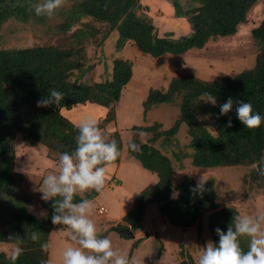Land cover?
I'll return each instance as SVG.
<instances>
[{
  "label": "trees",
  "instance_id": "obj_1",
  "mask_svg": "<svg viewBox=\"0 0 264 264\" xmlns=\"http://www.w3.org/2000/svg\"><path fill=\"white\" fill-rule=\"evenodd\" d=\"M195 1L200 6L191 12L192 32L178 39L158 35L148 17L134 14L131 8L136 0H79L69 12L61 13L58 9L56 13L66 16L61 31H71L70 35L75 41L79 42L82 37L96 30L87 23L85 28L71 30L83 18L90 17L112 24L120 31L123 40H132L144 52L161 57L166 54H183L193 48L205 46L211 38L233 35L237 32L238 25L246 20L247 11L259 0ZM31 2L32 0H0V26L11 18L24 21L33 17L40 21L48 18L37 16ZM175 8L179 15L188 13L180 3H175ZM253 36L264 44V20L259 27L253 29ZM70 54H73L72 51H61L55 44H35L18 49L0 47V242L13 243L23 249L16 264H41L42 260L50 262L53 256L50 252V237L52 228L55 227L51 220L53 209L50 201L45 202L47 213L40 216L29 209L30 196L26 191L21 193V199L14 196L15 188H20L24 180L23 175L16 170L20 150L25 147L29 154L31 151L34 153L45 149L49 157H53L54 152L59 153V156L64 152H73L78 130L74 127L76 123L64 114V109L90 102L103 110L108 109L104 120L98 123L102 133L110 136L106 140L115 142L120 152L119 157L111 164L125 161V156H128L130 161H139L144 169L157 177L155 184L146 186L135 197L133 208L123 217L126 220L123 227L130 225L133 231L142 228L146 207L157 203L163 221L179 228L196 226L199 235L207 228L211 241L218 243L219 236L215 229L227 231L234 215H239L238 211L233 207L220 208L213 179L203 184L202 194L198 192L195 195L192 189L197 182L193 177L185 175L176 183L175 165L181 163L180 166L184 168L183 160L190 159L192 165L206 169L224 166L253 167L258 163L263 167L264 122L259 128L250 130L237 119L235 104L233 111L227 116L220 115L219 105L226 102L228 97H232L234 103L236 100H245L253 105L254 112L264 117V49L256 66L238 75L211 81L195 75H180L174 78L166 91L151 89L141 109L145 121L154 108L176 99L181 101V117L166 130H162L161 124L158 126L157 122L151 125L133 124L123 128V134L115 131L117 136L113 131L108 132L105 127L114 119L113 111L116 114L117 108L115 103L121 100L122 87L131 79L130 65L124 59H117L112 81L87 85L71 82L69 76L72 61L66 60ZM51 88L64 93L61 107H37V101L46 96ZM204 93L216 96L217 106L202 101ZM42 117L46 118V123L43 129H39ZM132 118L130 114L128 120ZM229 118L232 120V127H226ZM183 124L188 126V135L191 137L186 144H182L176 136ZM147 133L152 134L149 144L143 143L140 151H132L130 143L139 142L137 140ZM160 138L162 150L154 145ZM97 194L92 190L85 199H91ZM80 200L81 197L76 195L73 202ZM33 232L39 234V241L31 240ZM142 240L143 238L136 239L132 247L135 248ZM158 241L163 248V242L159 238ZM42 243L49 245L47 252L42 251ZM240 243L242 249L247 251L249 241L244 242L241 238ZM9 256L6 251L0 250V264H11ZM197 262L188 254L187 259L179 264Z\"/></svg>",
  "mask_w": 264,
  "mask_h": 264
},
{
  "label": "rangeland",
  "instance_id": "obj_2",
  "mask_svg": "<svg viewBox=\"0 0 264 264\" xmlns=\"http://www.w3.org/2000/svg\"><path fill=\"white\" fill-rule=\"evenodd\" d=\"M78 1L65 0L63 7L59 10L61 13L69 12ZM39 2L43 0H32L31 6L34 7ZM175 3H180L182 9L188 13L177 14ZM198 6L200 5L195 0H136L131 11L138 16L148 17L158 35L178 39L191 34V12ZM61 13H56L44 21L33 17L28 21L11 18L3 22L0 26V47L18 49L35 44H55L61 51H72L73 54L67 55L66 58L72 61L69 78L71 82L87 85L112 81L115 61L126 60L131 67L132 75L130 81L122 87L120 102L115 103L117 107L116 114L113 111L115 117L105 127L108 132L119 131L123 134V128L133 124L151 125L156 122L159 123L158 126L161 124L162 130H166L181 117V101L176 99L174 102L160 104L148 113L147 121H145L141 109L151 89L166 91L174 78L180 75H195L206 81L238 75L246 69L255 67L264 49V44L253 36V29L259 27L264 20V0H259L247 11L246 20L238 25V30L233 35L211 38L201 48H193L179 55L166 54L165 57H154L144 52L136 42L123 40L120 31L112 24L99 22L90 17L83 18L81 23L76 24L71 30L84 27L85 23L96 30L82 37L79 42L75 41L70 35L71 31H61V26H64L63 23L66 20V16ZM107 110H103L101 116L95 119L104 120ZM78 111L77 106H73L71 109H64V114L75 123H79L80 121L75 120V114ZM130 114L133 118L128 120ZM91 116L92 114L89 113L88 118H93ZM45 121L46 118L42 117L39 129H43ZM188 129V126L183 124L176 134L182 144L189 143L191 140ZM115 136H117L116 132ZM151 136V133L143 134L137 141L141 144L146 142L149 144L148 140ZM108 137L110 136L105 134V139ZM162 144V138H160L154 145L162 150ZM20 152V160L16 161V170L23 175L24 180L20 188H15L14 196L16 199H21V193L26 191L30 196L29 209L44 216L48 207L36 189L48 174L59 175L57 169L59 153L54 152L53 157L47 156L44 152L31 151L28 154L25 147ZM125 159L117 170L106 171L104 189L98 192V196L89 199L95 206L90 218L94 221L98 234L106 236L115 250L122 255H127L130 260L136 258L139 264H179L187 259L188 254L199 260L203 246L211 241L207 228L199 235L196 226L189 228L173 226L160 217L157 203H151L146 207L142 228L134 231L135 237L128 238L112 229L113 226L124 228L126 220L122 217L123 220L120 221L118 215H125L131 210L135 197L146 186L156 182L155 174L144 169L139 161H130L128 156H125ZM183 161L184 168L180 166L181 163L175 165L176 183H179L185 175L193 177L196 182L201 177L206 182L213 179L220 208L233 207L238 211L239 216L256 217L264 214V164L263 167L261 165L262 169L259 173L257 164L253 167L224 166L206 169L192 165L190 159ZM91 191L80 192L77 196L86 198ZM7 197L10 198L9 195ZM101 205L107 208L106 212H99ZM128 226L131 228L130 225ZM69 232L71 229L63 225L52 228L50 252L53 256H51L50 264H62L63 251L67 247H79L76 241L69 238ZM138 238L143 240L133 248V243ZM158 238L163 242V248ZM242 239L244 242L248 240L247 237ZM15 247L13 243L0 242V250L6 251L8 255H11ZM159 251L160 254H158Z\"/></svg>",
  "mask_w": 264,
  "mask_h": 264
},
{
  "label": "clouds",
  "instance_id": "obj_3",
  "mask_svg": "<svg viewBox=\"0 0 264 264\" xmlns=\"http://www.w3.org/2000/svg\"><path fill=\"white\" fill-rule=\"evenodd\" d=\"M64 3L65 0H43L35 4L34 11L37 16L51 18ZM64 98V93L51 88L46 96L37 101V107L55 106L59 109ZM201 100L212 106L218 104L216 96L211 93H204ZM234 104L236 117L246 128L254 130L264 122V117L254 112L250 102L236 100L234 103L232 97L219 105L220 115L227 116L233 111ZM74 127L78 130L75 150L62 153L57 166L59 175L48 174L36 189L43 201L51 202L52 223L71 229L68 236L79 245L67 247L63 251L62 264H139L136 258L130 260L127 255L115 250L106 236L98 234L90 218L95 207L91 200L81 198L78 203L73 202L80 192H101L106 185L105 165L111 164L120 155L117 144L105 139L96 119L86 118L74 124ZM226 127H232L231 118ZM129 147L132 151H140L141 143L134 141ZM205 182L203 177L198 180L192 189L194 195L198 192L202 194ZM56 197L59 199H54ZM215 231L219 236L218 243L208 241L203 246L197 264H264V214L256 217L234 215L227 231L221 228ZM242 237L248 238L247 251L241 247ZM30 238L34 242L40 240L36 232L31 233ZM48 248L47 243L41 244L42 251L47 252ZM22 251L19 246L14 248L9 256L11 264H16ZM41 264L50 262L42 260Z\"/></svg>",
  "mask_w": 264,
  "mask_h": 264
},
{
  "label": "crops",
  "instance_id": "obj_4",
  "mask_svg": "<svg viewBox=\"0 0 264 264\" xmlns=\"http://www.w3.org/2000/svg\"><path fill=\"white\" fill-rule=\"evenodd\" d=\"M161 57H165L164 55L163 56H161ZM77 106V109L79 110L78 112H77V114H75V120L76 121H82V120H84V119H86V118H88L89 117V113L90 114H92V116L91 117H93L94 119L95 118H97V117H100L101 116V114L104 112L103 111V108L101 107V108H99L100 106H98V105H95V104H91V103H89V104H81V105H76ZM88 109H87V108ZM89 111V112H88ZM102 112V113H101ZM77 117V118H76ZM45 151V152H44ZM40 152H44L46 155H47V150H42V151H40ZM125 161H120L119 163H113V164H109V165H106L105 167H106V169H107V171H109V172H113V170H117L118 169V167L120 166V164H122V163H124ZM58 175V174H57ZM156 179H155V181H157V177H155ZM156 183V182H155ZM101 194V193H100ZM97 196H98V194H97ZM108 213V212H107ZM127 213V212H126ZM118 216H120L119 217V220L120 221H122L123 219H122V217H124V214L123 215H118ZM122 219V220H121ZM56 226V225H55Z\"/></svg>",
  "mask_w": 264,
  "mask_h": 264
},
{
  "label": "water",
  "instance_id": "obj_5",
  "mask_svg": "<svg viewBox=\"0 0 264 264\" xmlns=\"http://www.w3.org/2000/svg\"><path fill=\"white\" fill-rule=\"evenodd\" d=\"M257 167H258V172L261 173V169H262L261 164L258 163ZM112 229L116 230L118 233H121V234L127 236L128 238L135 237V234H134L133 230L131 228H129V227L120 228V227H117V226H113Z\"/></svg>",
  "mask_w": 264,
  "mask_h": 264
},
{
  "label": "built area",
  "instance_id": "obj_6",
  "mask_svg": "<svg viewBox=\"0 0 264 264\" xmlns=\"http://www.w3.org/2000/svg\"><path fill=\"white\" fill-rule=\"evenodd\" d=\"M98 210H99L100 213H104V212L107 211V208H105L103 205H101V206H99Z\"/></svg>",
  "mask_w": 264,
  "mask_h": 264
}]
</instances>
